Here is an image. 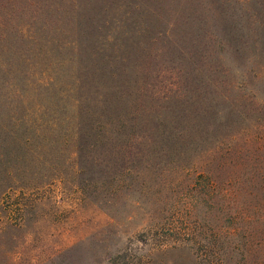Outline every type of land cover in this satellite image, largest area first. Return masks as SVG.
Masks as SVG:
<instances>
[{
	"label": "rangeland",
	"instance_id": "374dc122",
	"mask_svg": "<svg viewBox=\"0 0 264 264\" xmlns=\"http://www.w3.org/2000/svg\"><path fill=\"white\" fill-rule=\"evenodd\" d=\"M0 264H264V0H0Z\"/></svg>",
	"mask_w": 264,
	"mask_h": 264
}]
</instances>
